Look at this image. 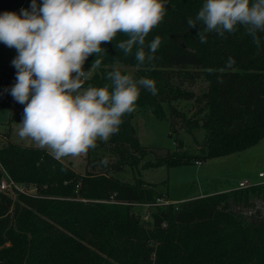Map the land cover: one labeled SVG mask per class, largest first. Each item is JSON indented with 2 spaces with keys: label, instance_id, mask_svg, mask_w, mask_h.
I'll list each match as a JSON object with an SVG mask.
<instances>
[{
  "label": "trees",
  "instance_id": "trees-1",
  "mask_svg": "<svg viewBox=\"0 0 264 264\" xmlns=\"http://www.w3.org/2000/svg\"><path fill=\"white\" fill-rule=\"evenodd\" d=\"M162 2L164 19L144 45L147 54L150 42L160 37L154 59L138 64L136 46L125 55L115 45L128 37L117 33L85 61V72L95 59L101 64L83 88L107 85L111 91L108 73L115 70L134 80L153 79L157 94L141 87L136 107L157 119L167 118L165 107L183 117L173 103L192 100L193 113L184 120L187 132L204 131L199 154L178 139L174 150L163 153L141 145L131 124L134 112L122 117L107 142L98 140L87 152L83 173L45 149L12 142L10 129L0 133V165L13 180L35 189L15 196L0 190V264H264V214L232 209L253 208L255 200L264 205V182L152 205V220L144 221L142 204L165 194L140 177L129 183L115 176L126 169L140 175L149 167L203 162L245 150L264 136V31L257 33L259 48L241 25L223 37L205 33L206 42L200 43L197 31L203 25L190 29L187 20L195 19L205 0ZM30 5L31 0H0V14L20 15L21 9L31 11ZM229 58L235 61L231 67ZM118 64L135 70L129 74ZM16 72L9 67L0 76V106L9 109L8 125L23 118L24 105L9 102ZM195 79L206 82L198 94L184 86ZM105 158L111 159L107 165Z\"/></svg>",
  "mask_w": 264,
  "mask_h": 264
},
{
  "label": "clouds",
  "instance_id": "clouds-1",
  "mask_svg": "<svg viewBox=\"0 0 264 264\" xmlns=\"http://www.w3.org/2000/svg\"><path fill=\"white\" fill-rule=\"evenodd\" d=\"M31 11L21 9L0 14V43L15 48L12 65L17 69L11 87L13 99L24 105L18 136L48 151L55 160L86 155L97 141L107 142L119 131L122 117L132 113L140 88L157 94L155 81L134 80L119 70L108 73L109 87L83 88L91 70L100 67L95 59L89 71L83 65L90 55L104 49L117 33L128 39L115 45L125 55L137 47L138 64L152 61L160 44L155 37L144 50L145 38L164 19L162 0H31ZM200 43L205 33H232L244 26L253 42L260 46L258 32L264 31V0H205L195 19L188 18ZM235 63L229 58L227 66ZM105 158L102 164L107 165Z\"/></svg>",
  "mask_w": 264,
  "mask_h": 264
},
{
  "label": "rangeland",
  "instance_id": "rangeland-1",
  "mask_svg": "<svg viewBox=\"0 0 264 264\" xmlns=\"http://www.w3.org/2000/svg\"><path fill=\"white\" fill-rule=\"evenodd\" d=\"M15 48H9L0 43V76L3 69L14 67L13 59L17 56ZM119 65V64H118ZM127 73H132L135 68L129 65H119ZM188 89L198 94L205 86L206 82L202 79H195L193 82L184 84ZM176 109L182 113L183 117L170 113L166 110V119H157L149 111L138 110L135 107L132 126L135 135L141 145L157 148V151L163 153L165 150H174L175 139L182 140L184 148L190 153L199 154V143L204 139V131L197 128L192 133L187 132L185 118L193 113V101L178 100L173 103ZM9 109L0 106V133L9 130V139L12 142L24 146H36L31 140H21L18 136V127L21 121H13L7 124ZM0 142H3L0 141ZM111 160V159H107ZM61 161L69 163L77 172L83 173L86 167V155L80 157H66ZM201 163V162H200ZM264 168V136L254 145L240 152L231 153L229 156H218L205 159L203 163L183 164L179 166L149 167L140 170L126 169L115 174L120 180L133 182L135 177H140L147 183H154L157 191H162L169 198L176 196H185L197 191L219 190L224 186L238 185L240 178H247L250 181H257L258 171ZM26 184V183H25ZM28 189H33L32 184H26ZM15 196V192H10ZM253 208H238L233 206L232 209L242 214H254L255 210L264 214V205L262 202L255 200ZM151 207L148 208L150 212Z\"/></svg>",
  "mask_w": 264,
  "mask_h": 264
},
{
  "label": "built area",
  "instance_id": "built-area-1",
  "mask_svg": "<svg viewBox=\"0 0 264 264\" xmlns=\"http://www.w3.org/2000/svg\"><path fill=\"white\" fill-rule=\"evenodd\" d=\"M16 82L10 81V90L11 87L15 84ZM9 102L11 104L14 105H18L20 103L16 102L13 97L11 96L10 92H9ZM199 163V162H197ZM0 171H1V178H0V190L4 191L6 193H10V192H21V193H33V191H35L34 187L33 189H28L26 187V184L23 182H17L15 180H13L4 170V168L0 165ZM258 176V180L253 182L250 181L247 178L241 179L238 182L237 188H244V187H248L250 185L253 184H258V183H262L264 182V168L260 169L257 173ZM169 203H171L165 196L162 197H158L155 199L154 203H143V213L141 215V219L144 221H151L152 218L150 216V213L148 211V208L152 207V205H168Z\"/></svg>",
  "mask_w": 264,
  "mask_h": 264
},
{
  "label": "crops",
  "instance_id": "crops-1",
  "mask_svg": "<svg viewBox=\"0 0 264 264\" xmlns=\"http://www.w3.org/2000/svg\"><path fill=\"white\" fill-rule=\"evenodd\" d=\"M247 149V148H246ZM231 154V153H230ZM230 154H227V155H223V156H229ZM222 156V157H223ZM201 163H203V162H201ZM200 162L199 163H195L196 165H199V164H201ZM262 169V168H261ZM81 173V172H80ZM242 178H240L239 180H238V182L241 180ZM244 179V178H243ZM253 182H255V181H253ZM237 187V183H236V185H234V186H224V187H222L221 189H219V190H216V191H214V190H211V191H197V192H194V193H190V194H188V195H185V196H176V197H172V198H169L168 196H165L170 202H173V203H175V202H179V201H184V200H187V199H192V198H196V197H202V196H206V195H209V194H213V193H217V192H223V191H226V190H230V189H233V188H236Z\"/></svg>",
  "mask_w": 264,
  "mask_h": 264
}]
</instances>
